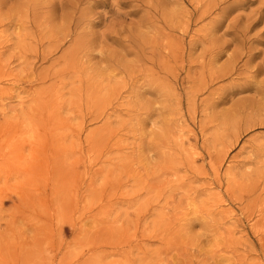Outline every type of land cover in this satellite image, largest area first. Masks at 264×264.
I'll use <instances>...</instances> for the list:
<instances>
[{
    "label": "rangeland",
    "instance_id": "374dc122",
    "mask_svg": "<svg viewBox=\"0 0 264 264\" xmlns=\"http://www.w3.org/2000/svg\"><path fill=\"white\" fill-rule=\"evenodd\" d=\"M0 264H264V0H0Z\"/></svg>",
    "mask_w": 264,
    "mask_h": 264
},
{
    "label": "bare ground",
    "instance_id": "6f19581e",
    "mask_svg": "<svg viewBox=\"0 0 264 264\" xmlns=\"http://www.w3.org/2000/svg\"><path fill=\"white\" fill-rule=\"evenodd\" d=\"M106 15V14H105ZM105 15H104V17H105ZM184 29V28H183ZM185 33V32H184Z\"/></svg>",
    "mask_w": 264,
    "mask_h": 264
}]
</instances>
